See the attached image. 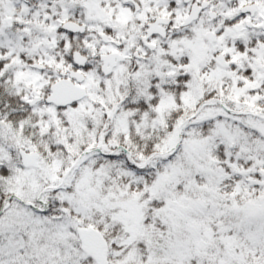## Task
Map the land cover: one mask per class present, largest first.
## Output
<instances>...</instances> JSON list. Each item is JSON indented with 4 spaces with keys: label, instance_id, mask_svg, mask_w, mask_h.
Listing matches in <instances>:
<instances>
[{
    "label": "snow or ice",
    "instance_id": "1",
    "mask_svg": "<svg viewBox=\"0 0 264 264\" xmlns=\"http://www.w3.org/2000/svg\"><path fill=\"white\" fill-rule=\"evenodd\" d=\"M0 264H264V0H0Z\"/></svg>",
    "mask_w": 264,
    "mask_h": 264
}]
</instances>
